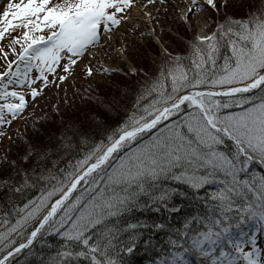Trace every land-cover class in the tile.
Segmentation results:
<instances>
[{"label": "snow or ice", "instance_id": "snow-or-ice-1", "mask_svg": "<svg viewBox=\"0 0 264 264\" xmlns=\"http://www.w3.org/2000/svg\"><path fill=\"white\" fill-rule=\"evenodd\" d=\"M0 140V264H264V0H0Z\"/></svg>", "mask_w": 264, "mask_h": 264}, {"label": "rangeland", "instance_id": "rangeland-1", "mask_svg": "<svg viewBox=\"0 0 264 264\" xmlns=\"http://www.w3.org/2000/svg\"><path fill=\"white\" fill-rule=\"evenodd\" d=\"M69 85H71L73 82L69 81L68 82ZM81 81L79 79H77L75 85L73 86L72 91H68L67 86L59 91V94H57V91L55 89H51L49 90V92L46 94V99L44 101H41L39 104L34 105V110L37 113H41V108H45L47 107L46 104L47 103H58V102H63L64 100L68 99L69 101H72V103L74 102V100L77 98V96L73 95V92H75V90L78 88V84H80ZM67 94V95H66ZM81 104L85 103L86 101L83 100V98L79 97V101ZM63 106V105H62ZM79 108V107H77ZM13 127H20V128H24L26 127V124H24L22 121L19 122L18 124H14ZM6 143H9V141H4V140H0V147H3Z\"/></svg>", "mask_w": 264, "mask_h": 264}, {"label": "trees", "instance_id": "trees-1", "mask_svg": "<svg viewBox=\"0 0 264 264\" xmlns=\"http://www.w3.org/2000/svg\"><path fill=\"white\" fill-rule=\"evenodd\" d=\"M79 87H80V84H78V88ZM66 100H67L69 105H72L75 108L87 107V104L89 103V102H85V103L81 104L80 102H78L79 96H77V98L74 100L73 103H72V101H69L68 99H66ZM40 110H41V114H42L44 111L47 110V107L41 108ZM27 127H28V125H26V127H24V128H27ZM146 260H147V258L140 253H137V255L135 257H133L134 264H146Z\"/></svg>", "mask_w": 264, "mask_h": 264}]
</instances>
